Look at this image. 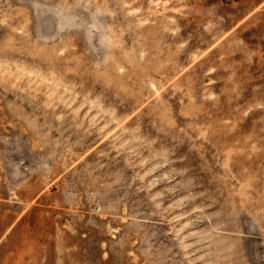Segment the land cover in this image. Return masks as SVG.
Here are the masks:
<instances>
[{"label":"rangeland","instance_id":"rangeland-1","mask_svg":"<svg viewBox=\"0 0 264 264\" xmlns=\"http://www.w3.org/2000/svg\"><path fill=\"white\" fill-rule=\"evenodd\" d=\"M0 264H264V0H0Z\"/></svg>","mask_w":264,"mask_h":264}]
</instances>
